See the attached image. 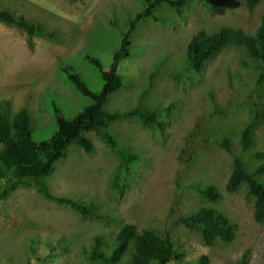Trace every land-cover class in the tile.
Wrapping results in <instances>:
<instances>
[{
    "label": "rangeland",
    "instance_id": "obj_1",
    "mask_svg": "<svg viewBox=\"0 0 264 264\" xmlns=\"http://www.w3.org/2000/svg\"><path fill=\"white\" fill-rule=\"evenodd\" d=\"M201 1L190 6L187 21L180 17L166 23L142 20L125 48L128 55L117 63V71L127 82L109 98L106 107L126 111L140 105L167 120L163 133L144 129L137 119L127 117L108 128L121 148L134 145L144 151L132 171L121 176L122 181H130L125 195L115 199L116 195L105 193L117 159L94 132L87 136L96 151L86 153L72 146L68 157L57 161L55 173L41 181L56 194L93 202L102 213L111 214L107 205L116 207L124 223L168 228L178 250L183 251L178 246L187 248L186 264H194L201 256L209 258L208 264H235L247 250L249 264H264V224L254 219L253 203L244 196L246 185L236 193L226 191L233 155L219 147L221 140L231 138L235 152H240L242 131L251 121L253 104L260 101L259 73L240 66L234 46L211 59L202 73L191 69L186 60L187 44L200 29L213 32L231 26L254 33L264 15V0L253 13L244 0ZM0 3L51 32L50 36L36 35L35 48L30 49L25 31L0 21V106L7 101L14 111L27 108L35 138L50 139L57 130L56 110L71 118L91 103L71 83L68 71L78 73L92 90L100 91L101 70L91 59L100 60L106 69L111 67L115 52L122 47V32L110 21L128 31L130 19L143 8L142 2ZM255 149L264 152V125L257 132ZM244 157L251 169L261 164L249 154ZM1 176L0 191L6 187L5 172ZM192 182L213 183L223 193L222 200L213 205L240 226L230 245L217 241L207 247L195 232L178 224L182 215H191L208 204L189 187ZM121 224L122 220L110 224L86 221L69 204L48 199L33 187H19L6 199L0 198V264H103L90 259L84 250H90L96 236H101L102 250L109 254Z\"/></svg>",
    "mask_w": 264,
    "mask_h": 264
},
{
    "label": "trees",
    "instance_id": "obj_2",
    "mask_svg": "<svg viewBox=\"0 0 264 264\" xmlns=\"http://www.w3.org/2000/svg\"><path fill=\"white\" fill-rule=\"evenodd\" d=\"M140 1L143 8L130 19L128 31H122L117 21H110L112 26L122 32V47L115 52L111 67L106 69L100 60L91 59L101 70L103 86L100 91L92 90L78 73L68 71L67 76L71 83L83 95L90 98L91 103L71 118L65 117L56 110L57 130L50 139L37 140L35 138L34 121L27 108L14 111L7 101L2 103L0 106V145L2 146L0 181L1 172H5L6 187L0 191V198L6 199L12 191L19 187H33L48 199L69 204L86 221L110 224L116 220H122L109 254L102 250L101 236H96L90 250H84V253L94 261L100 260L103 264H121L124 261L128 264H169L172 261H178L186 264L187 248L178 246L183 251L178 250L168 228H139L135 224L124 223L122 217L117 214L116 207L111 209L110 205H107L105 208L111 210V214L102 213L93 202H83L66 195L56 194L41 181L42 178L55 173L57 161L67 158L72 146H77L86 153L96 151L95 143L87 136V133L94 132L110 148L112 157L117 159L109 177L110 182L104 190L107 196L116 195L115 199H119L125 195V190L130 184L129 180L122 181L121 176L132 171L135 162L143 156L144 151L142 152L140 147L134 145L121 148V143L111 135L108 128L127 117L137 119L144 129H152L161 133L166 130V118L153 109L140 105L126 111L106 107L109 98L127 82L117 71V63L124 55H128L125 48L132 42L130 36L137 32V26L141 21L150 19L153 22L166 23L169 20L177 22L179 17L187 21L192 8L190 6L195 0ZM203 1L218 3L217 0H202L201 3H204ZM244 1L250 13H253L262 2V0ZM206 5L210 6L209 3ZM215 7L214 5L209 8L214 10ZM0 21L25 31L30 49L35 48L36 35H51L49 34L51 32L43 29L38 22L11 13L1 3ZM231 46L239 51L241 67L259 73L257 84L260 101L258 104H253L250 113L251 121L242 131L239 143L240 152H235L236 146L231 138H224L219 142V147L233 155V167L226 184V191L236 193L243 185H246L247 190L244 196L253 203L254 219L264 224V152L254 150L257 132L264 125V15L254 33L231 26H222L213 32H208L206 29L198 30L187 44L186 60L191 69L196 73H202L211 59ZM210 96H213V93H210ZM213 102L218 103L214 99ZM246 154L256 158L261 164L251 169L248 159L244 157ZM148 163L151 167V159ZM10 182L11 184L8 185ZM189 187L199 197L206 199L208 204L191 215H182L178 224L195 232L207 247L214 246L217 241L230 245L235 240L240 226L213 205L222 200L221 190L213 183L192 182ZM249 259V250H247L235 264H249ZM208 262L207 256H201L194 261V264H208Z\"/></svg>",
    "mask_w": 264,
    "mask_h": 264
}]
</instances>
